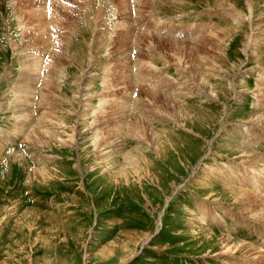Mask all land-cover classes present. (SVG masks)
Here are the masks:
<instances>
[{
	"label": "rangeland",
	"instance_id": "obj_1",
	"mask_svg": "<svg viewBox=\"0 0 264 264\" xmlns=\"http://www.w3.org/2000/svg\"><path fill=\"white\" fill-rule=\"evenodd\" d=\"M62 1L0 0V264H264V0Z\"/></svg>",
	"mask_w": 264,
	"mask_h": 264
},
{
	"label": "bare ground",
	"instance_id": "obj_2",
	"mask_svg": "<svg viewBox=\"0 0 264 264\" xmlns=\"http://www.w3.org/2000/svg\"><path fill=\"white\" fill-rule=\"evenodd\" d=\"M17 1V0H16ZM22 2V0H19ZM26 1V0H24ZM30 3L33 5L32 7V12H30L28 15H29V19L32 21V22H36V25H38V27H35L34 28V33H33V37L36 38L40 43H48V36H49V31L51 32L50 28H53L54 29V32L57 30V28L59 27V25L61 24L60 22V17L61 15H59V12H58V9L60 10H64V11H68V7H67V4L64 3L62 0H29ZM93 1L92 2V5L94 8H97L94 4V0H91ZM101 1V0H99ZM127 0H124V1H121L122 3H120L122 5V7H124L123 4H127L126 2ZM25 3V2H24ZM28 3V2H27ZM18 5H19V2H18ZM22 6V5H21ZM19 7V6H18ZM21 8V7H19ZM123 9V8H121ZM20 10V9H19ZM97 10H99L97 8ZM122 14V13H121ZM124 15V14H123ZM122 15V16H123ZM125 16V15H124ZM123 20V19H122ZM62 21V20H61ZM48 22V23H47ZM125 22V21H124ZM47 24V25H46ZM124 25V24H122ZM99 27V25H98ZM52 32V34L54 33ZM249 43V42H248ZM45 44V45H46ZM50 45V44H49ZM248 46V45H247ZM250 46V45H249ZM46 48V47H45ZM248 48V47H246ZM54 55L55 53L52 52ZM52 54V55H53ZM35 58V57H34ZM190 59V58H189ZM188 59V60H189ZM35 60H37L35 62ZM50 60V59H49ZM53 61V59H52ZM34 65V67L38 66V63H39V59H33L32 61ZM38 62V63H37ZM40 64V63H39ZM50 64V62L48 63V65ZM52 64V62H51ZM32 66V65H31ZM53 66V65H52ZM33 67V66H32ZM39 67V66H38ZM46 67V66H45ZM44 69V68H43ZM87 70V69H86ZM85 71V70H84ZM88 73V72H87ZM86 73V74H87ZM89 75V74H88ZM88 77V76H87ZM91 77V75H90ZM88 79V78H86ZM85 80V78H84ZM29 81V80H28ZM44 81V80H43ZM88 81V80H87ZM229 86H231L229 84ZM233 87V86H232ZM234 88V87H233ZM206 90V92L209 94V96H216L211 89H208V88H204ZM83 97V95H82ZM81 97V98H82ZM89 98V97H88ZM87 99V98H86ZM82 104H83V101H82ZM260 110H264V108L262 107ZM48 119V118H47ZM256 123H261V125H264V118H258L256 117ZM254 119V120H255ZM254 122V121H253ZM47 123L49 125L53 124L55 126V123L53 122L52 119H48L47 120ZM57 124V123H56ZM260 125V126H261ZM48 126V125H47ZM53 127V126H52ZM51 128V127H50ZM53 130V129H52ZM49 132V130L47 131ZM115 147V144L113 142H107L106 145L102 148V152L103 154L102 155H107V154H110L113 152V148ZM249 149V148H248ZM246 149L245 151H242L239 155L240 158H244L242 161H245V163H255V161L259 158H256L253 154L251 155L250 153V150ZM247 156L248 157V160H247ZM231 239V238H230ZM233 240V239H232ZM234 243V242H233ZM240 243V242H239ZM237 244V245H236ZM222 247L224 248V251L222 252L223 254H230V255H235L236 253H240L241 255L245 254V256H252L251 254L255 255V258L257 256V258H263L264 259V254L260 253V252H257L255 250H253V248H250L248 245L242 243V244H238L237 242L234 244H231L230 243V240L229 241H225L223 240L222 241Z\"/></svg>",
	"mask_w": 264,
	"mask_h": 264
}]
</instances>
